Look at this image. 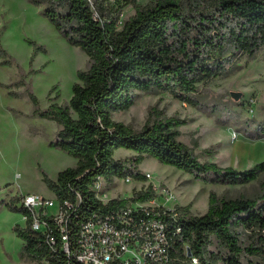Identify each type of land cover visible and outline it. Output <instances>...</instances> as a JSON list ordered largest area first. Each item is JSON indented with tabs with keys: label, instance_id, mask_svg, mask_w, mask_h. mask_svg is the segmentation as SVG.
<instances>
[{
	"label": "trees",
	"instance_id": "1",
	"mask_svg": "<svg viewBox=\"0 0 264 264\" xmlns=\"http://www.w3.org/2000/svg\"><path fill=\"white\" fill-rule=\"evenodd\" d=\"M101 20L94 18L89 0H35L68 42L84 51L88 59L77 71L69 102L41 108L30 89L34 114L59 126L52 145L76 159V165L43 180L61 202L75 204L71 219L74 250L82 223L95 214H105L132 202L156 196L153 185L131 197L113 198L104 204L94 183L116 178L145 180L140 164L154 157L206 183L244 184L264 173V160L245 169L221 166L179 139L185 119L152 107L145 125L135 129L117 121L113 113L129 109L137 91L167 92L177 100L203 108L202 86L228 76L239 67L242 56L254 58L264 49V0H93ZM131 4L135 13L120 26L121 8ZM8 56L5 49H0ZM4 63H11L10 59ZM32 72H34L32 70ZM26 85L25 78L17 82ZM28 87V86H27ZM28 89V88H27ZM238 104V103H237ZM213 111H218L216 106ZM119 148L134 151L116 158ZM204 149L206 155L212 154ZM20 196L1 199L0 208L23 211L15 205ZM191 205H176L177 216L166 215L173 231L169 264H264V190L254 197L226 198L209 195L205 213L193 215ZM23 240L20 256L48 264H80L75 254L62 248L60 236L53 248L29 221L16 225ZM57 233V230H53ZM190 247L192 256H188Z\"/></svg>",
	"mask_w": 264,
	"mask_h": 264
},
{
	"label": "rangeland",
	"instance_id": "2",
	"mask_svg": "<svg viewBox=\"0 0 264 264\" xmlns=\"http://www.w3.org/2000/svg\"><path fill=\"white\" fill-rule=\"evenodd\" d=\"M148 1L138 0L142 4ZM121 10L120 26L135 13L131 4ZM0 49L8 52L4 56L0 50V200L23 192L52 197L44 174L56 180L61 170L76 165V159L51 144L59 126L34 114L28 91L37 96L41 108L69 102L77 71L85 67L88 56L68 42L35 0H0ZM6 59L11 63H4ZM238 64L230 75L201 85L203 108L181 102L167 92L137 91L134 104L114 112L113 118L141 129L151 108L157 107L186 120L179 139L194 147L202 160L237 169L252 167L264 160V49L254 58L242 56ZM23 78L26 85L17 84ZM232 91L241 92L240 99L235 100ZM215 106L217 112L212 110ZM206 148L212 154L206 155ZM134 154L119 148L115 157ZM140 169L151 177L130 182L116 178L112 184L105 183L104 191L113 198L131 197L151 184L166 206L190 204L191 213L200 215L208 209L211 192L238 198L254 197L264 190V173L244 184L206 183L154 157L145 158ZM165 193L172 195L173 201H166ZM17 224L27 226L24 213L1 207L0 264H48L21 258L23 240L14 230Z\"/></svg>",
	"mask_w": 264,
	"mask_h": 264
},
{
	"label": "built area",
	"instance_id": "3",
	"mask_svg": "<svg viewBox=\"0 0 264 264\" xmlns=\"http://www.w3.org/2000/svg\"><path fill=\"white\" fill-rule=\"evenodd\" d=\"M89 1L94 18L101 20L94 1ZM116 1L106 0L104 4L108 7ZM237 136V132H233V138ZM146 176L151 177L150 173ZM124 179L132 181L131 177ZM105 183L101 178L93 186L97 198L104 204L113 199L108 191H104ZM19 196L17 206L23 209L24 218L31 228L45 234L53 249L59 235L64 252L75 254L80 264H169L172 260V234L174 230L180 232L181 226L175 225L171 229L165 216L176 219L177 204L166 206V202H161L157 195L145 202H132L105 214H95L84 221L76 250L70 235L74 203L68 200L61 203L56 197L43 194L23 192ZM173 199L172 195L165 193L166 201ZM192 264H199V260L193 257Z\"/></svg>",
	"mask_w": 264,
	"mask_h": 264
},
{
	"label": "water",
	"instance_id": "4",
	"mask_svg": "<svg viewBox=\"0 0 264 264\" xmlns=\"http://www.w3.org/2000/svg\"><path fill=\"white\" fill-rule=\"evenodd\" d=\"M241 94H242V93L239 92V91H232V92H231V95H232V97H233L235 100L240 99ZM187 249H188V256H192V252H191L190 247H188Z\"/></svg>",
	"mask_w": 264,
	"mask_h": 264
},
{
	"label": "crops",
	"instance_id": "5",
	"mask_svg": "<svg viewBox=\"0 0 264 264\" xmlns=\"http://www.w3.org/2000/svg\"><path fill=\"white\" fill-rule=\"evenodd\" d=\"M52 196H54V194L51 192ZM51 197V196H50Z\"/></svg>",
	"mask_w": 264,
	"mask_h": 264
}]
</instances>
